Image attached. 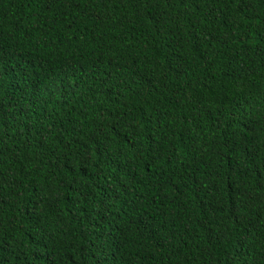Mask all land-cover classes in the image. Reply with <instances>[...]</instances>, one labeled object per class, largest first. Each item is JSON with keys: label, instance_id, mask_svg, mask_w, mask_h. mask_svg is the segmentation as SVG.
<instances>
[{"label": "trees", "instance_id": "obj_1", "mask_svg": "<svg viewBox=\"0 0 264 264\" xmlns=\"http://www.w3.org/2000/svg\"><path fill=\"white\" fill-rule=\"evenodd\" d=\"M0 264H264V0H0Z\"/></svg>", "mask_w": 264, "mask_h": 264}]
</instances>
